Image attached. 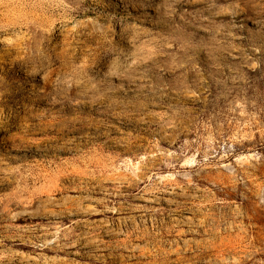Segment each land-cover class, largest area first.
Listing matches in <instances>:
<instances>
[{
	"label": "rangeland",
	"instance_id": "rangeland-1",
	"mask_svg": "<svg viewBox=\"0 0 264 264\" xmlns=\"http://www.w3.org/2000/svg\"><path fill=\"white\" fill-rule=\"evenodd\" d=\"M10 1L0 264H264V0Z\"/></svg>",
	"mask_w": 264,
	"mask_h": 264
},
{
	"label": "bare ground",
	"instance_id": "bare-ground-1",
	"mask_svg": "<svg viewBox=\"0 0 264 264\" xmlns=\"http://www.w3.org/2000/svg\"><path fill=\"white\" fill-rule=\"evenodd\" d=\"M3 2H1L0 3V8L2 7V6H5V5H10V3H11V1L10 0H2ZM2 15V11L0 10V16ZM84 24V22L82 21V20H78L77 21V23H76V25H79V27L80 26H84L85 27V25H83ZM76 25H74V27H77ZM5 26H9V23H5V24H1L0 23V28L1 27H5ZM87 26V25H86ZM79 27H77V28H79ZM71 28V27H70ZM72 28H73V26H72ZM81 29H83V28H81ZM84 30V29H83ZM68 31V30H67ZM70 31H72V30H70ZM70 31H68V32H70ZM85 31V30H84ZM103 31V30H102ZM103 32H105V31H103ZM66 34H68V33H66ZM100 37V36H99ZM27 38V37H26ZM29 38V37H28ZM104 37H102V39H103ZM18 41V44H21V43H26V44H30L28 41H19V40H17ZM15 42V41H14ZM40 43V42H39ZM15 44V43H14ZM105 44V43H104ZM16 45H17V42H16ZM30 46V45H29ZM15 49H16V47H15ZM31 49V48H30ZM19 50V49H18ZM23 50V49H22ZM15 58H17V59H19L20 61H23V62H26V61H32V59L34 58V54H31V51L29 52H24V54L22 55V52H19V51H15ZM85 64V63H84ZM35 68V67H34ZM49 83H50V80H49ZM48 83V84H49ZM47 83L45 84L46 86L48 85ZM7 92H8V90H7ZM9 94V93H8ZM40 98V97H39ZM39 98L38 99H32V98H28L27 100H25L26 102H28V103H31V104H33V105H37L40 101H39ZM4 101V100H3ZM0 104H1V102H0ZM43 104V103H42ZM26 105H27V103H26ZM40 105V104H39ZM4 106V105H3ZM7 106V105H6ZM24 106V105H23ZM26 107V106H25ZM31 109V108H30ZM29 109V110H30ZM32 110V109H31ZM4 111H5V108H0V112L1 113H4ZM22 111V110H21ZM18 112V111H17ZM29 112V111H28ZM19 113V112H18ZM23 113H27V111L26 110H24V108H23ZM19 116V115H18ZM29 116V115H28ZM17 117V116H16ZM50 117H52V116H50ZM3 118V117H2ZM17 119V118H16ZM3 120V119H2ZM11 120V119H10ZM68 122H69V120H68ZM63 123V122H62ZM8 125V124H7ZM49 126V125H48ZM51 126V125H50ZM55 126V125H54ZM57 126V125H56ZM74 127V126H73ZM46 128V127H45ZM56 128V127H55ZM48 129H49V127H48ZM52 129V128H51ZM11 130V129H10ZM64 130H65V128H64ZM54 131V130H53ZM11 132V131H10ZM10 132H8V133H10ZM60 132V131H59ZM62 132V131H61ZM59 134V133H58ZM57 134V135H58ZM5 136H6V134H5ZM58 136H60V135H58ZM65 145V144H64ZM66 146V145H65ZM26 148V147H25ZM57 148V147H56ZM61 149V148H60ZM59 149V150H60ZM65 189V188H64ZM63 189V190H64ZM39 200H41V199H39ZM38 200V201H39ZM24 202H27L26 201V199H22V198H20V197H18V198H16V199H14L13 200V205L14 206H20V205H22V204H24ZM35 202V201H34ZM33 202V204H35ZM53 203V202H52ZM53 204H55V203H53ZM26 208H28V207H26ZM14 209V208H13ZM67 209V208H66ZM8 210V209H7ZM5 211V206L3 207V212ZM92 212V211H91ZM72 213V212H71ZM1 214H3V213H1ZM3 215H6V214H3ZM7 215H9V214H7ZM53 215V214H52ZM35 216V215H34ZM41 216H43V215H41ZM48 217V216H47ZM9 218V217H8ZM46 218V216L45 217H42V220L43 219H45ZM51 218V217H50ZM14 219V218H13ZM11 219L9 218V221H10ZM21 220H24V217H21V216H15V221H21ZM27 220H28V218H27ZM67 220V219H66ZM35 221V220H34ZM49 223V222H48ZM38 225V224H37ZM43 227V226H42ZM10 229V228H9ZM43 230V229H42ZM37 231V230H36ZM49 232V231H48ZM64 232H68V230L66 229V230H64ZM23 235V234H22ZM41 235V234H40ZM37 236V235H36ZM66 236H68L67 234H66ZM40 237V236H39ZM65 237V236H64ZM36 238V237H35ZM46 238V237H45ZM24 239V238H23ZM56 240V239H55ZM58 240H59V238H58ZM62 240V239H61ZM70 241V240H69ZM46 243H47V245H46ZM45 243V245L46 246H44L42 249H44L45 251L47 250V251H49V250H52V246L50 247V243H52V241H47ZM56 243V242H55ZM66 243V242H65ZM32 244V242L31 243H24L23 244V246H25V247H29L30 245ZM18 245V244H17ZM55 245V244H54ZM65 246V245H64ZM63 246V247H64ZM42 247V246H41ZM8 250V249H7ZM41 250V249H40ZM4 251H6V249L4 250ZM7 252V251H6ZM9 252V251H8ZM18 252H19V250H18ZM60 252H62V251H60ZM22 253V252H21ZM17 254H20V253H17ZM16 254V255H17ZM26 254V253H25ZM15 255V254H14ZM19 256V255H18ZM7 259V258H6ZM8 260V259H7ZM6 260V261H7ZM12 260V259H11ZM54 261V260H53ZM59 261V260H58ZM57 263V262H56Z\"/></svg>",
	"mask_w": 264,
	"mask_h": 264
}]
</instances>
